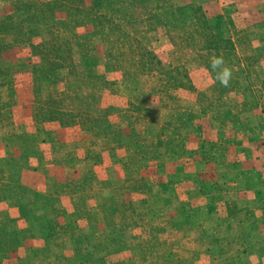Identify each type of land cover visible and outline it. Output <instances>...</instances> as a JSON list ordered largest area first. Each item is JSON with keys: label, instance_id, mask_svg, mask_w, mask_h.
Segmentation results:
<instances>
[{"label": "rangeland", "instance_id": "374dc122", "mask_svg": "<svg viewBox=\"0 0 264 264\" xmlns=\"http://www.w3.org/2000/svg\"><path fill=\"white\" fill-rule=\"evenodd\" d=\"M0 37V125L82 142L0 162V264H264V0H0Z\"/></svg>", "mask_w": 264, "mask_h": 264}, {"label": "crops", "instance_id": "0c3cea01", "mask_svg": "<svg viewBox=\"0 0 264 264\" xmlns=\"http://www.w3.org/2000/svg\"><path fill=\"white\" fill-rule=\"evenodd\" d=\"M101 98V97H100ZM100 103L102 101L100 100ZM31 127L33 128H28L26 124H23V119L20 117L19 121L16 120V117L13 115V123L9 126H1L0 125V138H3L8 132H10L15 141L13 144H3L2 141H0V162H4V160H8V163H14L16 165H19L23 169V174L24 171L29 172L27 169L31 168L34 164L36 163H42V166H45L50 169H47L48 173V178L54 180H58L59 177L56 176L55 170L57 167H69L73 168L72 161L69 159L70 156L73 155V151L80 150L78 147L82 142L77 139L76 142L73 140H59L57 143L53 142L50 148H44L42 136H40V133L45 130L47 132V136H49V141H52V138L54 140H58L60 135H65L68 132H74L79 130L76 126L73 127H62L59 124L53 122H47L44 127H42L40 130H37V126L33 121H31ZM27 126V127H26ZM25 127V128H24ZM90 127V130L93 131V127L88 126L87 128ZM20 129V130H19ZM31 129V130H30ZM71 130V131H69ZM45 136V137H47ZM21 137V141L18 142V138ZM48 138V137H47ZM66 141V142H64ZM84 142V140H83ZM70 144L75 145V146H69ZM83 148H92L89 145H86ZM83 148L81 150H83ZM49 149V150H48ZM76 158V156H75ZM77 160V158H76ZM78 162V161H77ZM79 163V162H78ZM88 165L86 161H83L82 163H79L78 167H81ZM53 171V173H52ZM34 186V185H33ZM35 191H27V197L25 198L23 196V200L29 202L34 199H36ZM64 196H61L59 199L63 198ZM69 198L72 197V195H68ZM258 199V198H256ZM264 199V197H263ZM252 202V199L250 200ZM45 229L43 227L41 229V233ZM39 230V228H38ZM60 236H52L51 238H57ZM57 241V240H56Z\"/></svg>", "mask_w": 264, "mask_h": 264}, {"label": "clouds", "instance_id": "9594fccd", "mask_svg": "<svg viewBox=\"0 0 264 264\" xmlns=\"http://www.w3.org/2000/svg\"><path fill=\"white\" fill-rule=\"evenodd\" d=\"M211 68L215 72V80L224 87H228L232 79V71L226 65L223 56L213 55L210 58Z\"/></svg>", "mask_w": 264, "mask_h": 264}, {"label": "trees", "instance_id": "16d2710c", "mask_svg": "<svg viewBox=\"0 0 264 264\" xmlns=\"http://www.w3.org/2000/svg\"><path fill=\"white\" fill-rule=\"evenodd\" d=\"M61 1L65 2V0H61ZM22 38H23L22 35H18V37L16 39H17V41H20V42H24V41H27V40H29L28 41L29 43L31 42L30 41V38H26V40H24ZM30 45L32 46V48L34 47V44L32 42L30 43ZM133 46H135V45H133ZM7 47H8V44L6 43L5 39H2L0 37V51L2 49H4V48H5V50H7L6 49ZM137 48L139 49V46H137ZM138 49H137V51H138ZM49 56H51V55H49ZM141 65H143V63H141ZM9 76H10V69L9 68H6L5 69V68H1L0 67V86H2V85H8V83H9L8 82L9 81L8 80L9 79L8 77ZM187 82L189 83V80H187ZM54 110H55L54 114L50 115V117H49L50 119H47V120L59 119V120H61V121L64 122L63 117L60 116V115H64L66 118H67L68 115L65 112L60 111V110H57L55 108H54Z\"/></svg>", "mask_w": 264, "mask_h": 264}]
</instances>
